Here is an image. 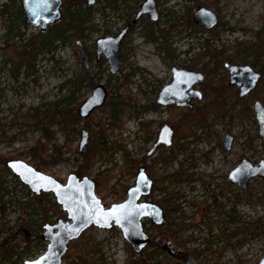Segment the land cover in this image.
<instances>
[{"label":"rangeland","instance_id":"obj_1","mask_svg":"<svg viewBox=\"0 0 264 264\" xmlns=\"http://www.w3.org/2000/svg\"><path fill=\"white\" fill-rule=\"evenodd\" d=\"M110 6L98 0L90 6L91 18L85 29L80 34L68 30L61 39L54 36L55 25L44 32L31 25L25 19L21 0H0V154L7 161L24 160L63 183L71 173H77L81 158L89 154L92 164L86 175L95 180L97 195L106 207L127 197L140 167L145 166L154 185L167 186L174 196L168 203L170 193L155 188L145 200L157 201L171 217L183 220V235H171L183 255L200 264H257L264 257V178L255 177L242 189L231 182L229 173L243 158L253 164L263 160L264 139L259 136L247 144L250 136L258 134L257 122L255 116L243 119L237 115L240 103L231 107L230 100L238 97V90L228 83L225 61L209 75V69L203 66L209 63L208 57L198 65L194 60L209 49L233 51L237 41L255 40L258 33L264 36V0H162L158 5L160 19H141L122 43L121 78L110 71L105 56L96 59V40L114 35L127 21L125 15L116 17ZM200 7L218 15L219 24L214 29L192 27L187 21ZM62 9L65 12L64 6ZM149 30L156 39L148 36ZM40 33L46 35L47 45L31 56L28 42ZM78 40L89 50L88 69L80 58ZM188 47L192 52L184 54ZM28 57L31 69L26 64ZM173 65L203 72L204 82L195 85L203 98L194 101L193 109L203 112L204 117L198 118L205 121L203 124L195 119L178 130L172 121L179 120L181 111L187 108L156 103L161 88L172 80ZM262 83L258 87H263ZM98 84L107 90L105 103L82 119L78 107ZM261 96L263 93L255 90L247 103L253 107ZM215 100L226 101L225 110L233 109L232 116L221 117L215 109H209ZM114 101L121 102L116 125H112L110 107ZM65 116L78 117L79 131L83 127L90 131L83 154L78 151L80 132L71 126L61 129L59 120ZM164 122L174 127L173 144L160 145L147 157ZM43 131L54 135L62 146V158L56 162L49 157L51 151L44 154V164L24 152L43 137ZM226 133L234 136L231 150L223 145ZM121 147L138 163L126 164ZM97 173L106 177L101 178L100 191ZM174 173L176 178H165ZM170 204L177 206V211ZM60 219L66 220L67 215L52 193L36 195L10 169L0 165V264H24L44 254L48 244L41 238L44 226ZM148 231L157 237L156 228L149 226ZM79 240L90 250L79 252L81 243L77 251L69 246V258H64L63 264L97 260L100 264H183L166 255L149 261L151 249L134 257L118 227H91Z\"/></svg>","mask_w":264,"mask_h":264},{"label":"water","instance_id":"obj_2","mask_svg":"<svg viewBox=\"0 0 264 264\" xmlns=\"http://www.w3.org/2000/svg\"><path fill=\"white\" fill-rule=\"evenodd\" d=\"M86 1L88 5L95 3V0ZM21 5L26 20L31 25L40 27L43 32L49 26L61 21L64 15L62 10L64 0H21ZM145 13L149 14L154 21L158 19L156 0H145L134 21ZM193 20L208 30L213 29L219 23L216 12L206 7L198 8L193 15ZM127 31L128 27L117 36L102 37L95 42L96 59L99 60L105 56L109 61L110 71L119 78L122 77L121 42ZM77 44L80 58L88 69L91 62L89 50L81 40H78ZM224 67L228 72L229 84L238 89L239 99L254 92L263 76L262 72L250 63L240 64L226 61ZM171 71L172 80L161 88L156 103L164 107L175 105L193 108L192 100L203 98L202 92L195 88V85L204 82L203 72L176 65L172 66ZM106 98V88L102 84L96 85L92 94L78 107L79 116L83 119L88 118L94 110L105 103ZM253 111L259 136L264 139V103L259 99L255 100ZM173 136V126L164 123L156 141L148 150L147 157L154 155L160 145L172 146ZM89 140L90 131L83 127L80 131L78 147L80 153H84ZM233 141L234 136L226 133L223 141L224 147L231 150ZM6 165L36 195L42 192L52 193L67 215L66 220L60 219L55 224H45L41 238L47 241V250L36 259L25 260L24 264H62L69 244L79 239L87 229L93 226L100 229L118 227L133 251L141 254L150 243V236L144 229V219L150 218L158 224L164 222L163 208L160 205L151 201H142L144 196L151 193L153 187V180L144 166L139 169L135 184L128 189L127 197L119 203L106 207L97 195L94 179L88 175L81 177L77 173H71L66 183H63L21 159H11ZM255 177L264 178V159L253 164L247 158H243L229 173L231 182L237 183L242 189H246L249 181ZM182 260L184 264H200L187 255H182ZM257 264H264V257Z\"/></svg>","mask_w":264,"mask_h":264},{"label":"trees","instance_id":"obj_3","mask_svg":"<svg viewBox=\"0 0 264 264\" xmlns=\"http://www.w3.org/2000/svg\"><path fill=\"white\" fill-rule=\"evenodd\" d=\"M64 7H65V12H64V16L63 19L55 24V26H53L52 28L56 29V32L54 33L55 38H61L63 39L65 37V33L68 32V30H73L75 33H81L85 28L86 23L90 20L91 18V13L90 10L91 8L88 7L86 5L85 8H83V6L86 4L84 0H64ZM110 5V2H109ZM75 6H77L78 8H76ZM19 13H23L21 7L19 8ZM21 17V16H20ZM23 18V17H22ZM189 24L193 25V20L190 18L189 20ZM64 26V28H63ZM12 31V26H9V32ZM149 37H151L152 39H156L154 38V33L153 30H149V32L147 33ZM261 34L263 33H258L256 34L255 40H242V41H237L236 46H235V50L231 51L228 48H224L222 50H216V48H212L211 50L209 49L208 52L206 53V55L204 56H198V58L196 60H194V64L198 65L199 63L202 62V59H205L206 57H208L209 63H205L203 66L204 68H208V74L212 75L214 73L217 72V70H219V68H221V62L222 60L224 61H230V62H234V63H246L249 59L252 61V65L256 68L258 67L259 71L262 72L263 77L261 79V83H264V36H261ZM47 40L46 39V35L44 34H39L37 36H35L34 38H32L30 40V42H28L29 44V48H30V54L29 55H36L42 47H46L47 45ZM209 44V40H206V45ZM169 50V48H167ZM191 50H187L186 53H189ZM31 63V57H28L26 64L28 69L32 68V64ZM193 64V65H194ZM190 67H194V66H190ZM196 68V67H194ZM262 83V84H263ZM227 85V84H226ZM228 86V85H227ZM229 87V86H228ZM264 85L263 87H257L256 90L257 92H262L263 96H261V101L264 103ZM232 98V95H231ZM248 98H251V94L244 98V99H239L237 96H235V98H232L230 101V105L233 108L234 105L236 103H240L241 104V108L240 111L237 112V115L244 118H252L253 116H255L254 111L251 107V105L249 103H247ZM225 103L226 101H220V100H215L214 102H212L211 104H209V109H215L217 112V115L219 116H223L225 114H230L232 116V111L233 109H231L230 111H226L225 110ZM120 105L121 102L119 101H114L111 102L110 107H111V118L113 120L112 125H116L118 122V113L120 111ZM199 116H203L204 114L203 112L200 111H195L192 112L190 110H186V111H181V116L179 118V120H173L172 123L174 124V126L179 130L181 128H183V126H185L186 124L190 123L191 121L195 120L201 124H203L205 121L204 120H199ZM80 119L76 116L74 117H68L65 116L64 118H60L59 123L61 124V129L64 131L68 126L70 128H72L73 130H75L77 133H79V129L76 127L77 123H79ZM254 123H256V120H254ZM184 135V134H183ZM45 138V142H42L41 139ZM41 139H39L35 144H33L32 146H29L24 152L26 154H28V156H30L33 159H37L39 161V164H44L45 163V157L44 154H47L48 151H51L49 154V157L51 158V160L53 162L58 161V158H62V146L56 143L55 137L54 135L43 131V137ZM254 138H259V134L255 133L253 136L249 137V140L247 141L248 145L252 144V139ZM150 139V138H149ZM153 139V138H152ZM121 149L123 150L124 153V157H125V162L127 164V162L130 163H138L137 160L132 159L129 155L128 150L125 147H121ZM23 152H21L22 154ZM77 160H79V158H76ZM41 160V163H40ZM82 165H80L77 171V174L80 176H84L87 173H89L91 171L90 167H91V156L89 154L84 155L82 158ZM7 162V158L5 155L0 154V165L3 166L4 170L8 171V167L6 165ZM91 163V164H89ZM128 169H130L128 167ZM183 175V172L180 173ZM179 174V175H180ZM177 174L174 173L172 175H169L165 178L168 177H173L176 178ZM101 178H106V177H102V173H97V180H98V191H100V182H101ZM164 177H160L158 179H165ZM158 189V191L160 193H165V192H169L168 191V187L167 186H163L161 183L155 184L153 186V190ZM170 193V192H169ZM48 194V193H46ZM174 199V196L171 195L167 198L166 201L172 202ZM157 202V201H156ZM172 205V204H170ZM162 206V205H161ZM165 208V207H164ZM166 209V208H165ZM172 209L177 211V206H173L172 205ZM166 219L167 222L161 224V226H159V228L164 230V234L165 235H172V236H176V237H181L184 233L185 230V226L183 223V220L181 221H177L175 217H171L170 214L166 213ZM156 227V226H155ZM154 237H152V241L151 244L147 247L148 249H151L152 245L154 244ZM80 240H75L73 242L70 243L69 246H72L77 250H79V244H80ZM82 249L79 250H90L89 247H87L84 243H81ZM126 248L129 251V253L131 255H133L134 257L136 256V254L132 252L131 247L126 244ZM77 256L78 252H76ZM156 257V252L151 251L150 255H149V261H153V259ZM64 258H69V254H65ZM86 264H100V261H94L92 263H86ZM126 264H138L137 262H132V261H128ZM151 264H161L159 262L156 263H152Z\"/></svg>","mask_w":264,"mask_h":264},{"label":"flooded vegetation","instance_id":"obj_4","mask_svg":"<svg viewBox=\"0 0 264 264\" xmlns=\"http://www.w3.org/2000/svg\"><path fill=\"white\" fill-rule=\"evenodd\" d=\"M85 1V3H86V5L87 6H94V5H96V3H97V1L98 0H95V3L94 4H92V5H88L87 4V1L86 0H84ZM103 1H105V2H107L108 4H109V2H110V7H111V9H112V11H113V13H115L116 14V17H118V18H120V15L122 14V15H125L126 16V18H127V21H126V23H124V25L123 26H121V28H118L117 29V31L115 32V34L114 35H112V36H117L121 31H123L124 29H126L127 27H128V31H127V33H126V35L124 36V38H123V40H122V42H121V45H122V43L127 39V37L129 36V35H131L132 33H133V31H134V27L136 26V24L138 23V22H140V20L141 19H144V18H147V16L150 18V20L151 21H153V22H157L159 19H160V11H159V9H158V5L162 2V0H156V5H157V12H158V19L156 20V21H154V20H152L151 19V17H150V15L149 14H142L136 21H134L135 20V18H136V16H137V13H138V11L142 8V5H143V3L145 2V0H103ZM173 4V3H172ZM174 6V5H173ZM190 20V19H189ZM189 20H187L188 22H189ZM192 20H193V17H192ZM198 25V24H196L195 22H194V20H193V25H191L192 27H195V25ZM202 27H204V26H202ZM148 33V32H147ZM129 38V37H128ZM151 38V37H150ZM154 40V39H153ZM120 51H121V49H120ZM190 52H192V50L190 51ZM189 52V53H190ZM186 52H184V54H185ZM234 63V62H233ZM240 64H244V63H240ZM120 65H121V61H120ZM172 68V67H171ZM122 71V70H121ZM172 72V71H171ZM122 76H123V71H122ZM229 83V82H228ZM237 95H238V92H237ZM239 98V97H238ZM194 99L192 100V103H193V108H189V107H178V106H176V107H178V108H187V110H190V111H192L194 108H195V105H194ZM159 105V104H158ZM161 106V105H160ZM170 106H172V105H170ZM175 106V105H174ZM162 107H164V106H162ZM168 107V106H167ZM195 111H197V110H193L192 112H195ZM164 123H166V122H164ZM163 123V124H164ZM162 124V125H163ZM174 128V127H173ZM160 130V129H159ZM159 133V132H158ZM158 133H157V136H158ZM174 134H175V131H174ZM156 139H157V137H156ZM156 141V140H155ZM155 154V153H154ZM143 167V166H142ZM145 167V166H144ZM153 180V179H152ZM153 186H154V180H153ZM152 189H153V187H152ZM128 191V190H127ZM152 192V191H151ZM150 195V194H149ZM146 196H148V195H146ZM146 196H144L143 198H142V201H151V202H154V201H152V200H145V197ZM154 203H156V202H154ZM158 204V203H157ZM159 205V204H158ZM161 206V205H160ZM162 207V206H161ZM163 208V215H164V222L163 223H166L167 222V219H166V211H165V208L164 207H162ZM163 223H156L155 221H153L152 219H150V218H146V219H144V221H143V225H144V229L146 230V232L149 234V236H150V243H149V245L151 244V241H152V237L154 236H152V231H148V228H149V226H152V227H154V228H156V231H157V237H155L154 238V244L152 245V247H151V251H154V252H156V257H158V256H164V255H166L167 257H169V258H173V259H180V260H182V253L179 251V248H178V246H177V244L175 243V241L173 240V237H171V235L169 234V235H165L164 234V230L161 228H159V226H161V224H163ZM156 226V227H155ZM148 245V246H149ZM147 246V247H148ZM147 247L143 250V252L141 253V254H143L146 250H147ZM134 252V251H133ZM174 252V253H173ZM149 255H150V253L149 254H147V256L149 257ZM155 257V258H156ZM182 262H183V260H182ZM183 264H184V262H183Z\"/></svg>","mask_w":264,"mask_h":264},{"label":"snow or ice","instance_id":"obj_5","mask_svg":"<svg viewBox=\"0 0 264 264\" xmlns=\"http://www.w3.org/2000/svg\"><path fill=\"white\" fill-rule=\"evenodd\" d=\"M119 207V206H118Z\"/></svg>","mask_w":264,"mask_h":264}]
</instances>
